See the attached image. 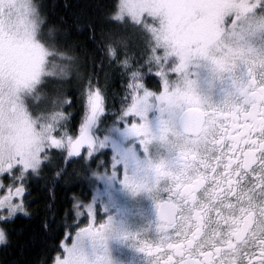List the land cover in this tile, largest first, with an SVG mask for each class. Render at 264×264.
<instances>
[{"label": "snow or ice", "instance_id": "snow-or-ice-1", "mask_svg": "<svg viewBox=\"0 0 264 264\" xmlns=\"http://www.w3.org/2000/svg\"><path fill=\"white\" fill-rule=\"evenodd\" d=\"M260 16L264 0H118L111 19L130 20L142 36L146 63L160 69L156 75L163 79V91H149L126 55L120 61L129 76L126 95L113 127L101 137L106 98L91 81L75 131L67 127L68 117L55 110V102L52 110L33 105L45 78L65 74L63 62L72 57L41 39L45 20L29 0H0V222L27 215V181L39 175L54 150L66 152L65 160L79 157L87 164L102 149L112 148L110 172L108 162L101 161L97 168L105 171L92 172V177L132 191L143 188L160 201L157 237L138 241L149 264H264ZM106 55L116 60L117 47L107 44ZM200 62L218 76H232L235 92L221 106L206 104L194 90L189 73ZM169 69L177 74L175 81L168 78ZM238 69L243 81L234 75ZM113 133L127 141L119 149ZM155 140L170 159L149 157ZM77 207L76 215L86 209L91 222L71 244L61 241L63 251L53 264H110L97 250L105 240V227L93 222L97 209L94 204ZM4 239L0 230V242Z\"/></svg>", "mask_w": 264, "mask_h": 264}, {"label": "trees", "instance_id": "trees-1", "mask_svg": "<svg viewBox=\"0 0 264 264\" xmlns=\"http://www.w3.org/2000/svg\"><path fill=\"white\" fill-rule=\"evenodd\" d=\"M41 16L45 20L42 32L50 31L53 41L66 47L75 57L77 67L85 68L81 89L67 92L68 105L61 108L68 117L67 127L75 131L84 112L83 93L89 81L98 86L106 98L107 117L103 129L113 126L126 95L128 72L120 61L131 58V70L139 69L143 84L149 91H160L163 79L156 73L160 69L155 63L151 68L146 61V51L141 35L124 31L122 22L111 19L118 0H36ZM117 47L118 58L109 60L107 44ZM161 55L163 51L161 50ZM167 76L175 81L177 74L170 69ZM190 78V76H189ZM34 111L37 109L34 107ZM39 114V112H37ZM54 167L44 169L40 175L29 177L28 191L24 200V213H17L11 220L0 222L7 242L0 244V264H53L58 253H62L61 241L66 244L74 220V199L84 188L85 171L90 163L66 164V152H55ZM88 167V168H87ZM87 168V170H85ZM76 179V180H75Z\"/></svg>", "mask_w": 264, "mask_h": 264}, {"label": "flooded vegetation", "instance_id": "flooded-vegetation-1", "mask_svg": "<svg viewBox=\"0 0 264 264\" xmlns=\"http://www.w3.org/2000/svg\"><path fill=\"white\" fill-rule=\"evenodd\" d=\"M259 40V37L257 38ZM193 72V73H192ZM190 79L193 81V87L196 93L206 104L221 106L226 100L231 99L235 92L232 82V76L227 74L218 76L211 67L205 62H200L192 66L190 70ZM234 75L241 81L245 79L242 69H238ZM160 91H151L159 94ZM155 129L157 127L155 117L152 120ZM109 126L103 134L107 133ZM101 134V136L103 135ZM127 141H124V144ZM123 144V145H124ZM106 152V153H105ZM82 154L83 151H82ZM86 155V154H85ZM96 160L89 161L87 164L79 157L66 160V164L72 167L76 163H85L92 168L85 170L84 190L74 199V220L70 226L71 231L66 232L67 244L72 243V238L80 228H85L91 222L87 216L86 209L80 216L76 215L81 211L78 205L94 204L97 209L94 224L105 227V240L99 245L97 250L107 257L110 264H149L148 257L138 249L139 240H155L157 237V228L159 225L156 204L160 202L155 198L156 194L146 191L143 188L139 190H129L121 184L104 179L92 177V172L105 171L104 168H97L101 161H107V170H111V160L113 152L105 150L96 153ZM66 156V155H65ZM149 157L153 160L171 158V153L158 140L149 145ZM161 199L163 193L160 194ZM123 199L132 200L133 206L127 208L121 205ZM135 238V239H134ZM91 248V242H87Z\"/></svg>", "mask_w": 264, "mask_h": 264}, {"label": "rangeland", "instance_id": "rangeland-1", "mask_svg": "<svg viewBox=\"0 0 264 264\" xmlns=\"http://www.w3.org/2000/svg\"><path fill=\"white\" fill-rule=\"evenodd\" d=\"M122 23L124 24V22H122ZM127 23L128 24L124 25V30L122 32L125 31L127 33V31H130V32L133 31V32H135L134 34H139V32L132 26L130 20ZM49 33H51V32L50 31L42 32L41 39L45 43L54 44L58 51L66 53L68 56L72 57V60L63 62L67 65V71L65 74L61 75L58 73L57 75L49 76V77L45 78L44 84L41 87L39 93L37 94L39 99L33 100L32 103L34 106L38 105V109H45L46 108V109L52 110L53 109V102H55V110L59 111L61 108H65L68 105L67 104L68 103L67 95H66L67 92L72 90V89H76V88L81 89L80 83L82 81V77L85 76L87 72H86L85 68L81 67L80 70L78 69L75 57L70 54L69 50L66 47H63L60 44H58L57 42L53 41L52 33H51V36L49 35ZM190 75H191V73H189V76ZM76 91H78V90L76 89ZM38 109H37V112H39ZM152 125H153V129L155 130V127H154L155 125L154 124H152ZM99 127L101 128V132L98 133V135H101V134H103L102 132H104L106 130V127L104 130H102L103 129L102 124H100ZM109 129H111V128H109ZM109 129H108V131H109ZM103 135L101 137H103ZM112 138H113L114 145L117 149H119L120 147L123 146L125 139L119 133H113ZM105 150L106 151L110 150L113 152L112 148H105V149H102L100 152H103ZM58 151L59 150H54V154L52 155L51 161L48 162L46 164V166H44L41 169L40 174L44 169H47L50 171L54 167L55 161H56V159L54 157H57V154L55 152H58ZM33 177L34 176H31V178H33ZM6 183H7V181H6ZM129 200L130 199H123L121 201V205L122 206L125 205L127 208H131L134 204H133L132 200L131 201H129Z\"/></svg>", "mask_w": 264, "mask_h": 264}, {"label": "clouds", "instance_id": "clouds-1", "mask_svg": "<svg viewBox=\"0 0 264 264\" xmlns=\"http://www.w3.org/2000/svg\"><path fill=\"white\" fill-rule=\"evenodd\" d=\"M29 3L32 5V7H34L36 9V12L37 13H40L39 11V5L38 3L36 2V0H29ZM261 19H264V16H260ZM50 67V65H49ZM7 242V239H6V235H5V239L3 242H0V243H6Z\"/></svg>", "mask_w": 264, "mask_h": 264}, {"label": "water", "instance_id": "water-1", "mask_svg": "<svg viewBox=\"0 0 264 264\" xmlns=\"http://www.w3.org/2000/svg\"><path fill=\"white\" fill-rule=\"evenodd\" d=\"M81 151H83V149ZM73 158H76V157L68 158L67 160H70V159H73Z\"/></svg>", "mask_w": 264, "mask_h": 264}]
</instances>
